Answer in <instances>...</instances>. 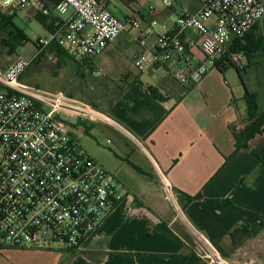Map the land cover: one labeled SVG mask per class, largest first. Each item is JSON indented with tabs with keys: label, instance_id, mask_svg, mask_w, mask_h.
<instances>
[{
	"label": "crops",
	"instance_id": "1",
	"mask_svg": "<svg viewBox=\"0 0 264 264\" xmlns=\"http://www.w3.org/2000/svg\"><path fill=\"white\" fill-rule=\"evenodd\" d=\"M105 3L123 20L147 16L141 0ZM263 21L264 17L251 30L255 42L264 41L257 33ZM168 26L170 30L172 24ZM137 35L128 26L99 55L74 61L78 70L106 71L110 85L104 88L105 98L99 97L106 110L97 109L118 125L109 126L121 139L136 146V158L143 163L131 166L132 176L124 170L114 173L123 198L78 250H19L60 254L59 264H207L193 235L198 231L227 264H264V219L255 216L264 215V125L244 147H235V133L247 117L243 83L256 94L258 110L264 112V47L242 58L243 66L256 74L252 86L246 76L243 83L239 79L229 84L216 68L182 85L160 65L135 71L133 62L141 50ZM184 38L194 43L189 48L193 61L202 60L198 37L187 31ZM118 39L136 48L127 54L115 45ZM155 39V33L148 37L150 48ZM146 87H153L157 96ZM185 194L200 198L187 200ZM205 199L228 200L237 208L218 207ZM48 260L57 263L54 257Z\"/></svg>",
	"mask_w": 264,
	"mask_h": 264
},
{
	"label": "built area",
	"instance_id": "2",
	"mask_svg": "<svg viewBox=\"0 0 264 264\" xmlns=\"http://www.w3.org/2000/svg\"><path fill=\"white\" fill-rule=\"evenodd\" d=\"M141 1L152 16L153 0ZM161 3L177 8L170 0ZM199 3L194 12L180 9L172 28L163 24L159 31L154 18L123 20L105 0H0V10L48 18L51 27L34 46L36 56L51 63L58 61L55 48L73 60L95 57L128 26L137 29L141 50L134 68L144 72L160 65L176 82L188 85L215 69L232 40L244 37L264 17V0ZM187 31L198 37L200 61H193L189 48L194 43L184 38ZM153 33L150 48L147 39ZM242 58V52L230 55L239 68L244 67ZM31 62L16 54L0 66V250L76 251L123 193L116 175L82 149L71 127L80 121L118 125L81 98L25 83L21 76ZM165 190L171 194L166 185ZM200 249L207 264H227L207 241Z\"/></svg>",
	"mask_w": 264,
	"mask_h": 264
},
{
	"label": "rangeland",
	"instance_id": "3",
	"mask_svg": "<svg viewBox=\"0 0 264 264\" xmlns=\"http://www.w3.org/2000/svg\"><path fill=\"white\" fill-rule=\"evenodd\" d=\"M175 7H165L161 0H153L152 4L156 9V12L151 16L147 14L146 5V18H154L157 24L154 27L155 31L163 30L162 25L172 24L180 9L186 8L192 12L196 11L200 6L199 0H170ZM0 12L11 18L12 22L21 30L25 32L28 40L19 45L15 53L10 54L6 47H3L0 43V66L6 67L17 55L23 57L28 61H32L37 50L34 46V41L39 35L44 34V29L37 19H27V13L14 12L7 9H1ZM31 14L34 12L31 10ZM34 16V15H33ZM145 27L144 23H141V28ZM135 31H138L135 29ZM259 32L264 35V21L261 23L258 29ZM125 36H123L124 38ZM121 39V37H120ZM118 39L115 43L117 48L125 51L127 54H131L136 48V44L130 43L128 46H124ZM63 61L58 63H51L45 56H43L39 62L29 65L26 69L23 81L25 83L36 85L41 88L51 91H62L64 93L71 94L72 96L81 98L87 101L92 106L101 110H106L104 105L99 102V97L105 98L104 88L110 85V81L104 77L105 72L78 70L76 69V61L69 58L67 55L63 57ZM134 68V67H133ZM135 69V68H134ZM136 72H139L135 69ZM116 71H112L115 73ZM225 80L227 83L232 84L233 81H239V77L234 68H229L224 71ZM107 74V73H106ZM244 78L245 81L250 84L256 83V74L254 69L250 67L246 68ZM112 75H109L112 77ZM144 75V80H151L148 74ZM171 80L175 79L169 74ZM178 83V82H177ZM102 85L103 87H101ZM71 130L78 137L79 143L82 148L92 155L97 161H99L109 172L115 173L119 170L128 171V175L132 176V165L137 163L141 165L137 157V148L130 142V140L121 139L117 132L109 125L100 122H84L80 126L71 127ZM134 178V177H132ZM124 195V194H123ZM199 245L203 241L209 242V238L202 232L196 231L193 234ZM210 243V242H209ZM60 254H47L38 252H21L19 249L0 250V264H51L49 258L54 257L57 261H61L58 256ZM56 263V264H57ZM59 264V263H58Z\"/></svg>",
	"mask_w": 264,
	"mask_h": 264
},
{
	"label": "trees",
	"instance_id": "4",
	"mask_svg": "<svg viewBox=\"0 0 264 264\" xmlns=\"http://www.w3.org/2000/svg\"><path fill=\"white\" fill-rule=\"evenodd\" d=\"M38 22H40L43 26L46 28L51 27V23L48 20L47 17L43 16H37L36 18ZM256 27V24L251 28L253 29ZM245 34L244 37L239 39H233L232 42L228 45L227 50L224 53H221L219 57L216 60V69H218L221 72H224L226 69L234 68L237 72V75L240 79V81L243 83V76L245 73L246 68H239L237 65L233 64L230 61V55L233 52H242L243 55L246 57H251L253 54L258 53L261 49L264 47V41L262 42H255L254 39H252L251 32ZM28 40L27 35L25 32L21 29H19L11 20L10 17L2 14L0 12V43L3 47L7 48V51L12 54L15 53L16 48L26 42ZM52 50V48L50 49ZM55 54L58 56L57 63L59 64L61 61H63V57L66 56L65 53L59 49H54ZM43 57V55L36 56L32 62L33 63L39 62V60ZM30 65V66H31ZM29 66V67H30ZM28 67V68H29ZM26 72V71H25ZM25 72L21 76V78L24 77ZM245 87V94L244 99L247 104V117L242 122L244 123V127L235 133V147L236 149H239L241 147H244L246 143L254 137L256 134L261 133L262 127L264 125V112H260L258 110V104H257V96L255 93L250 92L245 84L243 83ZM146 90L148 93H150L153 96H157V92L153 87H146ZM185 197L187 200H192L196 198H200V196H189L185 194ZM206 202L210 204H214L218 207L222 208H237L234 206L230 201L228 200H208L205 199ZM260 219H264V215H255Z\"/></svg>",
	"mask_w": 264,
	"mask_h": 264
}]
</instances>
